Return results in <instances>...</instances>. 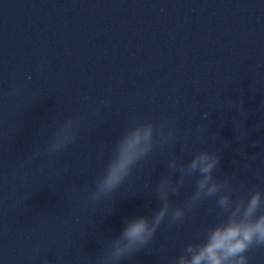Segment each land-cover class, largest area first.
Wrapping results in <instances>:
<instances>
[{"label": "water", "instance_id": "obj_1", "mask_svg": "<svg viewBox=\"0 0 264 264\" xmlns=\"http://www.w3.org/2000/svg\"><path fill=\"white\" fill-rule=\"evenodd\" d=\"M193 4L0 0V264H112L129 221L151 226L163 134L90 196L126 132L165 125ZM68 119L74 141L49 155ZM150 241L117 264H149Z\"/></svg>", "mask_w": 264, "mask_h": 264}, {"label": "clouds", "instance_id": "obj_2", "mask_svg": "<svg viewBox=\"0 0 264 264\" xmlns=\"http://www.w3.org/2000/svg\"><path fill=\"white\" fill-rule=\"evenodd\" d=\"M164 129L163 124L157 127L148 122L138 124L126 132L117 142L111 158L97 178L95 188L91 192V200L97 202L119 188L131 174L133 166L153 150L154 135L157 133L162 135ZM174 135L175 129L169 128L168 139ZM74 138V121L68 119L54 133L47 147L48 154L58 153L71 144ZM218 163L217 151H201L188 163L187 172L189 174L198 172L201 176L196 184L197 195L212 181V173ZM216 191V185L212 184L208 187L207 194L213 195ZM260 203V194L256 193L251 196L246 206L238 204L236 210L226 220L209 231L191 259L181 257L178 264H248L246 253L254 246H264V212H260ZM220 204L227 205L228 198L222 197ZM167 212L168 206L165 204L155 214L151 226L146 217L129 221L120 237L112 241L107 260L117 264L145 246L152 239ZM181 215L179 209L174 212L176 219ZM188 251H193L192 246H189Z\"/></svg>", "mask_w": 264, "mask_h": 264}]
</instances>
